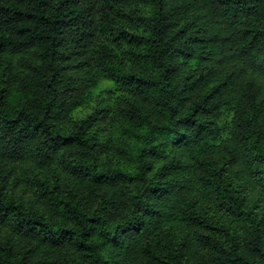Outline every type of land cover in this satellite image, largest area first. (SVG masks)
Listing matches in <instances>:
<instances>
[{
    "label": "clouds",
    "instance_id": "1",
    "mask_svg": "<svg viewBox=\"0 0 264 264\" xmlns=\"http://www.w3.org/2000/svg\"><path fill=\"white\" fill-rule=\"evenodd\" d=\"M0 264H264V0H0Z\"/></svg>",
    "mask_w": 264,
    "mask_h": 264
}]
</instances>
